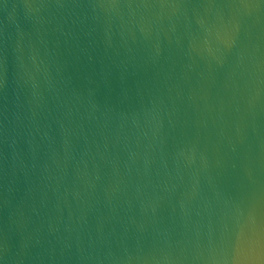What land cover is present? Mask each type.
Masks as SVG:
<instances>
[{
    "label": "water",
    "instance_id": "obj_1",
    "mask_svg": "<svg viewBox=\"0 0 264 264\" xmlns=\"http://www.w3.org/2000/svg\"><path fill=\"white\" fill-rule=\"evenodd\" d=\"M0 264H264V0H0Z\"/></svg>",
    "mask_w": 264,
    "mask_h": 264
}]
</instances>
